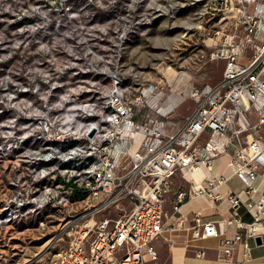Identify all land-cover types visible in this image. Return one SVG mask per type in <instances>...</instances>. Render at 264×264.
Wrapping results in <instances>:
<instances>
[{"label": "built area", "instance_id": "built-area-1", "mask_svg": "<svg viewBox=\"0 0 264 264\" xmlns=\"http://www.w3.org/2000/svg\"><path fill=\"white\" fill-rule=\"evenodd\" d=\"M189 1L201 5L200 13L218 25L208 55L210 60L223 61V68L216 82L189 90L193 107L181 121L165 120L173 109L158 107L155 112L162 118L147 115L139 123L130 90L114 73L109 92L94 87V98L80 104L68 96L70 115L38 118L29 134L20 137V145L30 138L35 142L40 135L46 141L34 149L35 181L52 177L67 185L64 190L58 185L38 188L40 201L56 191L65 193L61 196L69 205L80 196L84 201L63 229H67L66 247L55 260L39 264H144V253L155 260L152 242L174 224L165 222L163 210L171 178L177 171L205 172L198 182L189 181L187 189L176 191L171 215L190 198L221 200L218 188L227 176L211 170L229 149L225 166L247 195L254 190L258 171H264V0ZM154 89L150 83L140 88L134 101L144 104ZM6 138L3 151L17 148L16 141ZM225 197L232 206L242 202L234 191ZM243 203L253 211V221H226L238 230L231 237L222 235V224L199 221V212L193 215L192 236L218 237L220 257L231 261L243 237L256 239L264 232V192L256 200L248 196ZM113 211L118 215L111 216ZM249 251L244 242V255Z\"/></svg>", "mask_w": 264, "mask_h": 264}, {"label": "rangeland", "instance_id": "rangeland-1", "mask_svg": "<svg viewBox=\"0 0 264 264\" xmlns=\"http://www.w3.org/2000/svg\"><path fill=\"white\" fill-rule=\"evenodd\" d=\"M201 11L189 0H0V264L55 260L68 242L65 224L84 204L80 196L69 205L63 191L40 201L38 188L67 185L35 181L34 149L46 141L20 145V137L38 118L70 115L68 96L80 104L94 87L109 92L114 73L139 123L162 118L155 109L178 89L164 119L181 121L193 107L189 90L219 80L223 68L208 55L218 25ZM149 83L155 89L140 105L134 97ZM7 136L17 142L8 152Z\"/></svg>", "mask_w": 264, "mask_h": 264}, {"label": "crops", "instance_id": "crops-1", "mask_svg": "<svg viewBox=\"0 0 264 264\" xmlns=\"http://www.w3.org/2000/svg\"><path fill=\"white\" fill-rule=\"evenodd\" d=\"M206 84L212 83H205L203 85ZM134 117L137 119V115ZM227 152V155H223L213 162L211 170L212 174H225L227 176V180L218 188L219 192L223 195L221 200L213 201L207 197L190 198L183 203L178 213L171 215L176 191L187 189L190 185L189 181L198 182L203 176L199 180H196L193 175H184L180 171H177L171 178L165 194L163 210L165 212V222L167 224L174 223L173 228L167 230L163 236L152 242L157 253V258L151 260L144 253V264H235L236 262L240 264H264V232H261L256 239L243 237V240L234 247L231 261H226L220 257L218 237L198 239L194 238L191 234V228L195 223L193 217L195 212L200 213L199 221H214L222 224V235L225 237H231L238 231L233 224H226V221L233 218H238L246 223L253 221V211L247 209L243 202L248 199V196L256 200L264 192V171H258V175L253 182L254 190L247 195L239 179L233 175L229 167L225 166L230 158L232 149H229ZM222 158L225 159L224 166ZM229 191H234L239 196L242 202L238 206H232L227 201L225 196ZM177 221L181 222L176 224ZM244 242L250 247L248 256H245L243 252ZM199 251H203L204 254L202 256L197 255ZM120 253L121 251H118V254Z\"/></svg>", "mask_w": 264, "mask_h": 264}, {"label": "bare ground", "instance_id": "bare-ground-1", "mask_svg": "<svg viewBox=\"0 0 264 264\" xmlns=\"http://www.w3.org/2000/svg\"><path fill=\"white\" fill-rule=\"evenodd\" d=\"M175 77H173V76H170V79L171 80H173ZM186 88L184 87L183 88V92H184V94H186ZM176 91V90H175ZM180 90L178 89V92H177V94L176 95H173L171 98H170V100H169V102H167V104L165 105V106H162L161 107V109L162 110H170V109H173L176 105H177V101L179 100V99H181V97L179 96V94H180ZM183 99V98H182ZM158 101V100H157ZM180 101V100H179ZM204 175V172L203 171H198V172H196V173H194L193 174V176H194V178L196 179V180H199L200 178H201V176H203Z\"/></svg>", "mask_w": 264, "mask_h": 264}, {"label": "water", "instance_id": "water-1", "mask_svg": "<svg viewBox=\"0 0 264 264\" xmlns=\"http://www.w3.org/2000/svg\"><path fill=\"white\" fill-rule=\"evenodd\" d=\"M93 132L90 133V135H92ZM257 241H259V239H257Z\"/></svg>", "mask_w": 264, "mask_h": 264}]
</instances>
